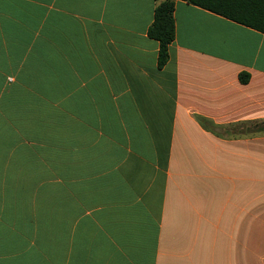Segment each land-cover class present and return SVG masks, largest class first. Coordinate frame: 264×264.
Here are the masks:
<instances>
[{
    "label": "crops",
    "instance_id": "1",
    "mask_svg": "<svg viewBox=\"0 0 264 264\" xmlns=\"http://www.w3.org/2000/svg\"><path fill=\"white\" fill-rule=\"evenodd\" d=\"M162 1L0 0V264H264V34Z\"/></svg>",
    "mask_w": 264,
    "mask_h": 264
},
{
    "label": "trees",
    "instance_id": "2",
    "mask_svg": "<svg viewBox=\"0 0 264 264\" xmlns=\"http://www.w3.org/2000/svg\"><path fill=\"white\" fill-rule=\"evenodd\" d=\"M192 5L202 7L212 13L241 24L264 34V0H183ZM174 2L164 0L158 4L154 11V20L148 35L158 41V66L163 67L168 58V47L175 37L173 20ZM241 83H247L249 76L245 73L239 75ZM264 130L262 126L255 132Z\"/></svg>",
    "mask_w": 264,
    "mask_h": 264
},
{
    "label": "rangeland",
    "instance_id": "3",
    "mask_svg": "<svg viewBox=\"0 0 264 264\" xmlns=\"http://www.w3.org/2000/svg\"><path fill=\"white\" fill-rule=\"evenodd\" d=\"M258 126H261V124H259ZM258 126H257V127H258ZM262 127H264V123H262Z\"/></svg>",
    "mask_w": 264,
    "mask_h": 264
}]
</instances>
